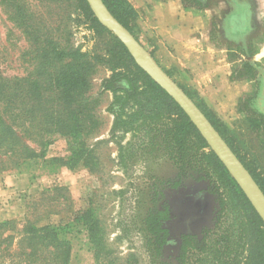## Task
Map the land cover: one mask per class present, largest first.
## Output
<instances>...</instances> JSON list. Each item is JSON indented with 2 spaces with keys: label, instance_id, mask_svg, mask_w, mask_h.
I'll list each match as a JSON object with an SVG mask.
<instances>
[{
  "label": "rangeland",
  "instance_id": "374dc122",
  "mask_svg": "<svg viewBox=\"0 0 264 264\" xmlns=\"http://www.w3.org/2000/svg\"><path fill=\"white\" fill-rule=\"evenodd\" d=\"M25 1L33 12L37 11L42 15L44 24L61 22L56 37L60 39L61 45L68 44L74 51V65L79 58L77 55L81 53L84 55L82 59L89 63L90 69L91 64L94 67L86 73V85L83 90L76 89L78 85L75 80L78 74L74 68V131L71 136L59 129L58 133H46L41 142L35 135H30L29 128L24 142L34 154L42 152V157L30 161L20 169L0 174V199L3 200L0 202V209H9L4 210L0 225L8 221H23L27 214L26 208L40 200L44 190L63 188L66 191L62 193L59 203L69 197L70 209L65 211L58 207L61 215L50 216L43 224L67 226L65 236L71 246L69 264H97L93 254L96 249L88 240L86 231L88 223L81 218L85 212H89L93 222V236L97 241L101 239L104 242L101 250L108 254L107 260L124 264L126 260L131 261L132 255L135 264H150L146 255L144 235L140 231L141 217L148 209L158 208L162 201L161 195L167 192L174 182L180 181L186 189H190L189 193L193 196L194 203H198V209L206 211L208 207V210L213 212L210 216L212 222L208 221V231L211 239L221 241L219 254L229 256L228 264H263L264 224L244 194L241 192V195L232 184L229 179L232 177L228 173L229 177L224 173L221 174L222 178L221 175L217 177L209 170H202L204 165L196 162V170L204 172L207 178L202 182H194L196 175L193 171L180 173L166 158V151L146 145L148 138L144 140L139 133L111 134L113 117L108 109L113 95L110 92L101 93L102 88L105 81H111L114 74L125 75V65L131 68V62L110 36L96 34L95 27L89 20L88 5L85 7L78 0H58L59 3L53 0ZM107 2L128 25L139 44L153 59L155 58L158 66L183 88V76L181 77L172 66L166 69L168 65L164 60L165 56L156 50V39L140 25L142 17L145 16V10L142 11V8L147 3L142 6L141 0ZM180 2L185 8L216 9L220 15L226 13L234 3L233 0ZM257 2V17H260L264 0ZM262 32L264 35V27ZM263 35H259V38ZM47 37L48 34L43 36L42 40ZM109 48H113L116 55H120L119 65L111 67L107 64L109 56L104 51ZM255 48L252 46L248 50L249 53ZM33 49V42L25 39L16 25L8 20L0 6V69L4 76L18 79L31 74L35 55ZM240 54V51H235L230 56L238 58ZM235 72L238 75H254L252 68L245 63ZM258 90V83H255L251 93L240 96L234 108L219 117L210 111L209 107L204 106L238 160L249 169L264 191V95L258 94ZM80 103L86 104V109L81 114L77 106ZM78 117H81V120L78 121ZM27 125L28 122L24 127ZM14 130L19 132L16 128ZM199 146L195 141L190 145L194 150ZM197 152L201 155L211 150L208 147ZM83 159L86 161L83 162ZM122 160L124 167L120 166ZM224 183L229 186L231 192L223 187ZM206 186L207 194L201 193L202 188ZM169 191L174 194L175 190ZM232 199L237 208L234 227H231L234 215L231 213L232 209H229L233 204ZM172 201L173 212L177 213L184 208L176 206L178 200L175 197ZM172 231L175 232V225ZM189 235L190 231H187L186 236ZM185 243L183 261L176 260L179 251L175 248L172 260L167 264H201V247L204 243L202 236L187 238ZM237 255L241 256L239 260L235 259Z\"/></svg>",
  "mask_w": 264,
  "mask_h": 264
},
{
  "label": "trees",
  "instance_id": "16d2710c",
  "mask_svg": "<svg viewBox=\"0 0 264 264\" xmlns=\"http://www.w3.org/2000/svg\"><path fill=\"white\" fill-rule=\"evenodd\" d=\"M53 1L59 3L58 0ZM78 1L83 6H87L85 0ZM102 2L110 14L138 40L128 25L121 20L122 18L113 11L111 4L107 0H102ZM0 6L5 11L8 20L16 25L25 39L33 42V52L35 53L33 72L24 78L6 77L0 69L1 174L20 169L30 161L42 157V152L34 154L35 152L24 142L29 128L31 129L30 135H35L41 142L46 133L50 131L58 133L59 129L66 131L67 136H71L74 131L72 129L74 127V68L78 74L75 80L78 85L76 89L83 90L86 85V73L94 66L91 64L90 69L89 63L87 64L82 59L84 55L81 53L77 55L79 58L74 65V51L68 44L61 45L60 39L56 37L58 35L57 28L62 25L61 22L44 24L41 20L42 15L37 11L33 12L25 0H0ZM89 20L95 27L96 34L110 36L119 50L121 49L131 62V68L125 65V75L114 74L111 81H105L102 88L101 93L110 92L113 95V101L108 109L113 117L111 134L117 132L136 135L139 133L144 140L148 138L146 145L166 151V158L180 173L184 174L187 170L193 171L196 175L194 182H202L207 178L204 176V172L196 170L194 167L196 162L204 165L202 170H209L217 177L223 173L227 174L212 152L198 154L197 151L208 149V146L196 128L179 106L136 66L124 46L97 22L90 10ZM46 34L48 37L42 40ZM104 52L110 57H108L107 64L111 67L120 64L121 57L119 54L116 55L113 48ZM0 59H2L1 53ZM166 74L169 76L167 72ZM176 84L195 103L232 150L217 129L211 115L205 111L204 103L193 99L196 98L194 94L185 90L184 87L182 88L178 83ZM77 106L80 108V114L86 109L85 103H80ZM79 120L81 117H78ZM26 122L28 125L24 127ZM14 128L19 132L17 133ZM192 141L199 143L200 146L197 150L190 147ZM69 160L73 161L71 158ZM51 161L58 162V160ZM82 161L85 162L86 159ZM240 162L243 164L242 161ZM120 166H125L123 160ZM243 166L264 194L253 174L244 164ZM229 179L241 194V190L235 182L230 177ZM223 185L231 192L229 186L225 183ZM169 190H175L174 194H171L172 192ZM169 190L161 195L162 201L159 207L148 209L140 220V231L144 235L148 262L150 264H156V262L167 264L172 260L175 248H178L179 251L176 260L182 262L185 239L196 238L200 235L204 242L201 247L200 263L228 264L229 256L224 253L219 254L218 247L221 241L211 239L208 231V221L212 222L210 216L213 212L209 211L208 207L206 211L198 209V203H194L193 196L189 193L190 189H186L180 181L170 185ZM64 191L66 190L63 188L44 190L40 195V200L26 208L27 214L23 221H8L0 225V264H69L71 246L65 236L67 226L43 224L46 218L61 215V211L57 210L58 207L65 211L70 209L69 197L60 200L62 203H59ZM207 192V186L202 188L201 193L207 194ZM173 197L178 200L175 203L177 207H184L177 213L172 209ZM46 201L52 203H45ZM245 201L247 200L245 199ZM232 203L229 209H232L231 213L234 215L231 223V227H234L237 208L233 199ZM185 206H187L186 210ZM81 218L86 224L88 223L86 231L88 240L91 245L95 246L96 250L93 254L97 264H115V262L107 260L108 254L101 250L104 242L101 239L97 241V238L93 236V222L90 220L89 212H85ZM174 225L175 232L173 233ZM187 231H190L189 236H186ZM130 257L131 261L126 260L124 264H135L133 256L130 255ZM240 257L237 255L235 259Z\"/></svg>",
  "mask_w": 264,
  "mask_h": 264
},
{
  "label": "crops",
  "instance_id": "0c3cea01",
  "mask_svg": "<svg viewBox=\"0 0 264 264\" xmlns=\"http://www.w3.org/2000/svg\"><path fill=\"white\" fill-rule=\"evenodd\" d=\"M233 2L220 15L216 9L185 8L180 0H141L147 5L140 25L156 39L166 69L178 71L183 87L218 117L231 111L240 96L251 93L255 83L258 94L264 95V9L257 17V0ZM252 46L256 48L249 53ZM235 51L240 57L230 56ZM243 63L252 68L253 76L236 74ZM4 210L0 209V220Z\"/></svg>",
  "mask_w": 264,
  "mask_h": 264
},
{
  "label": "water",
  "instance_id": "95a60500",
  "mask_svg": "<svg viewBox=\"0 0 264 264\" xmlns=\"http://www.w3.org/2000/svg\"><path fill=\"white\" fill-rule=\"evenodd\" d=\"M85 1L97 22L119 40L136 66L179 106L264 224V194L200 109L158 66L130 32L110 14L102 0Z\"/></svg>",
  "mask_w": 264,
  "mask_h": 264
}]
</instances>
